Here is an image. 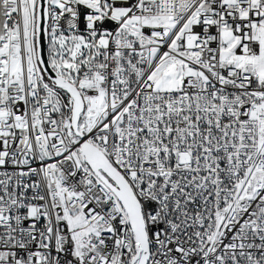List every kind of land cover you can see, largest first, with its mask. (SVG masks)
<instances>
[{
  "label": "snow or ice",
  "instance_id": "snow-or-ice-1",
  "mask_svg": "<svg viewBox=\"0 0 264 264\" xmlns=\"http://www.w3.org/2000/svg\"><path fill=\"white\" fill-rule=\"evenodd\" d=\"M0 264H264V0H0Z\"/></svg>",
  "mask_w": 264,
  "mask_h": 264
}]
</instances>
